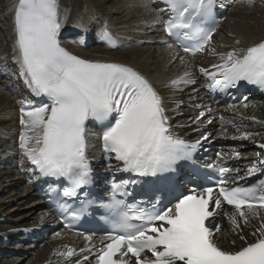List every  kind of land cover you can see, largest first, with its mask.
Returning <instances> with one entry per match:
<instances>
[{"label": "snow or ice", "instance_id": "1", "mask_svg": "<svg viewBox=\"0 0 264 264\" xmlns=\"http://www.w3.org/2000/svg\"><path fill=\"white\" fill-rule=\"evenodd\" d=\"M165 2L171 15L163 22V30L176 45L193 56L205 51L219 55L220 63L212 65L213 71L200 68L215 86L224 91L244 81L264 88V40L246 49L216 53L211 46L215 27L208 25L214 0ZM66 20L59 0L17 2L13 59L32 96L48 101L39 106L18 102L19 148L32 165L29 171L65 182L52 189L67 198L59 205L64 212L79 219L94 204L105 211L112 231L105 238L108 242L102 241L97 264H264V172L252 184L229 185L226 174L232 169L219 166L221 179L215 191L206 187L177 194L172 174L181 162L193 159L199 142L189 144L173 134L160 95L139 71L122 63L81 58L63 47L59 36ZM99 38L109 47L117 46L107 23ZM79 43H84L83 38ZM189 75L186 72L173 80L172 86L191 82L185 79ZM90 121L101 129L105 153L122 165L118 171L135 177L113 179L107 200L89 199L86 191L92 184L86 135ZM259 147L264 149V144ZM261 170L264 159L254 163L247 175ZM141 183L151 193L149 199L129 202L130 187ZM72 199L79 200L78 209L67 203ZM225 205L230 210L223 215L244 241L241 247L224 249L217 242L221 224L216 218ZM242 225L253 227L251 241L241 234ZM84 239L91 242L92 236ZM54 254L71 257L75 250Z\"/></svg>", "mask_w": 264, "mask_h": 264}, {"label": "bare ground", "instance_id": "2", "mask_svg": "<svg viewBox=\"0 0 264 264\" xmlns=\"http://www.w3.org/2000/svg\"><path fill=\"white\" fill-rule=\"evenodd\" d=\"M12 4H14V0H9ZM8 1V2H9ZM109 1V0H107ZM147 1L148 0H144ZM60 8L62 16H66L67 20L64 23V27L73 20L75 15L84 13L86 15L98 14L102 16L100 13L99 6H101L99 0H59ZM125 3V2H124ZM131 3V2H130ZM142 3V2H141ZM262 5L258 4V6L264 7V2H261ZM149 5V2H148ZM238 6V8H237ZM150 8V5H149ZM260 9V8H259ZM258 9V10H259ZM263 9V8H262ZM151 11V9H149ZM94 11V13H93ZM248 7L245 4L236 5V10L233 14L230 15V20L232 21V25H230L231 29H229L230 38H226L227 45L220 46V52L226 53L231 49H246L249 45L257 43L259 40H262L264 37V10L262 16L257 17L254 13L247 15ZM153 14L149 19H146V22L151 19V21H158V17L160 16L158 13L155 14L153 10L151 11ZM117 13V12H116ZM257 13V12H256ZM259 14V13H258ZM9 20L8 24V32L10 33V44L11 50L13 51L14 42H15V33H14V25H12V14L8 13L5 15ZM254 18V23L252 24L248 19ZM256 17V18H255ZM118 19V18H117ZM227 19V18H226ZM248 21H247V20ZM110 21V20H109ZM150 22V21H148ZM102 22L95 26L98 28L101 26ZM111 24V22H110ZM114 30H117L121 33H126L127 30L121 26H117L115 24H111ZM123 25V24H122ZM137 25L133 26L136 27ZM128 27V26H127ZM228 29V28H227ZM92 30H95L93 28ZM126 30V31H125ZM158 29L154 30V33L151 34V40L159 41L160 34H158ZM215 36L213 37V39ZM239 40L240 43L237 44L236 41ZM156 42V43H157ZM121 45H124V41H120ZM158 44V43H157ZM220 43H218L219 46ZM224 44V43H222ZM79 46V45H78ZM78 46H75V55L80 56L81 58L89 59V60H99V61H111L128 64L132 68H135L142 74L146 76H150V70L153 69L154 72H157L156 76L149 77L153 82V85L156 89L161 93V96L165 98V103L168 111L170 112V118L174 115L175 112H181L186 115L183 119H177L179 123H191L195 120L198 114L192 113L189 109L176 108L174 104L171 103L174 101H183L184 103L190 102L192 103L194 99L190 96L194 90H184L183 85L178 84L176 86H172L171 82L173 80H177L180 77L184 76V73L191 72L195 76L196 69L206 68L208 70H212V65L216 63H220L219 55H209V58L203 57V54L207 53L205 51L203 53L197 54L196 56L189 57L185 54L177 52L174 48L164 49L159 52L156 60H153V66H150L151 59L149 56L144 55L142 51L138 52H113L105 49L102 46H96L97 49L93 51H89V47L86 49H81ZM136 48V47H135ZM152 47H149L151 49ZM166 48V47H165ZM141 49V48H138ZM137 49V50H138ZM161 49V48H160ZM136 50V49H134ZM218 51V50H217ZM14 52V51H13ZM146 56V57H144ZM183 57V60H181ZM184 61V62H183ZM186 61V62H185ZM170 63V64H169ZM166 68V69H165ZM165 70V71H164ZM167 72V73H166ZM2 71L0 69V75ZM189 77V76H188ZM188 77H185L187 80ZM27 97H18L14 96L13 93L4 92L0 90V158L6 157V154L9 153V148H11L14 153L17 151V158L19 156V162L26 161V158L23 157L21 149L19 148V136L22 131V126L20 124V103L21 100L31 101L34 106H39L40 102L38 101V97L32 96L30 91H27ZM195 97H200V92L196 91ZM187 96V97H186ZM193 99V100H192ZM204 112V111H203ZM201 113V112H200ZM244 116H250L247 120L244 121ZM223 120L226 123L232 122H240L246 123L244 128L232 130V131H224L219 124L214 123L212 128L207 129L210 132L214 133V137L218 138V142L220 145L224 147H231L232 149L238 150H250L253 149L255 144H264V100L255 104H250L249 106H245L243 108H238L233 112L226 113L223 115ZM173 120V121H174ZM202 120L200 122H204ZM218 126V127H217ZM245 134H251L247 139H240V137ZM92 138H89V143L92 144ZM91 155H95L94 150L89 151ZM257 154V151H253L252 153L245 154L243 156L244 159H248L250 156ZM232 156H236L235 154ZM254 161H250L249 163H253ZM10 164L13 165L11 162ZM12 167V166H11ZM6 166L7 170L0 171V185L6 183V179L11 176L8 175L9 171L11 173H15L16 177H11L13 180L12 185H22L23 188L20 192L19 200L26 199L27 197H36L34 192L32 191L31 185L28 184L25 180L23 173L16 172L15 168H11ZM24 193V195L22 194ZM43 202L37 201L35 204H28L26 207H30L29 211H27L24 215H19L18 218L7 219L4 221L3 218H0V232L7 234V229L15 228L16 230L10 234L9 236H13L19 227L27 226V225H40L41 222H44L48 219H51L52 216L48 210L43 208ZM40 207L41 210H38ZM230 209H225L220 212L217 216V222L221 224V232L217 234V242L220 247L224 249H232L238 248L244 245V241L239 239V235L234 233L229 225L227 218L223 215V211H228ZM1 217V216H0ZM256 224V221H253V225ZM253 231V227H244L242 225V233L246 235V239L251 241L253 237L251 236V232ZM59 234V235H57ZM86 240L84 237H78L74 239L65 231H59L56 234L50 235L48 243L46 246H43V249L38 251H34L32 246L21 247L19 245L14 246L13 250L23 249L27 250L25 254H19L17 258L13 260L7 261L2 254L0 255V264H22L21 262L26 261L24 264H68L64 262L63 257L59 255H55L57 252H65L67 246L77 247V249L84 246V242ZM233 241H235V245H233ZM83 254L77 255L74 259L71 260L70 264L74 263L79 257Z\"/></svg>", "mask_w": 264, "mask_h": 264}, {"label": "rangeland", "instance_id": "3", "mask_svg": "<svg viewBox=\"0 0 264 264\" xmlns=\"http://www.w3.org/2000/svg\"><path fill=\"white\" fill-rule=\"evenodd\" d=\"M99 1L101 4V6H99V9H100L99 11L101 12L100 14L102 15L101 16L102 19L107 18L108 20H110L111 24L121 26V27H123V29L125 28L127 30V33L131 34V36L135 35L137 38L139 37V39L149 40V35H147L148 33L146 34V32H145L146 27L143 23H145L146 19L151 17V15L153 13L149 10V6H147V1H144V0H109V1L99 0ZM261 1L260 0L257 1V2H259V5L260 4L262 5ZM7 2H8V0H0V66L1 67H7L8 68L7 73H9V75H10L11 70H13V66H10L11 62L9 61L8 35L10 33L7 30V28H8L7 20L8 19L5 16L6 14H8V12H5V10L7 11V8H8ZM238 5H240V4H238ZM250 5L251 4L247 5V7H248V11H247L248 14L247 15H249L251 12V13H254L256 16L258 15L257 17L262 16L264 7L258 6V3L255 4V6H253V5L250 6ZM237 8H238V6H237ZM235 10H236V6H234L231 9L230 13L227 16L226 21L221 25V27L219 28L218 34L216 35V37L214 38V41L212 42L211 46L213 48H215L216 53H224V52H220L221 49H219V47L227 45L226 44V42H227L226 38L231 37V36H229L230 35L229 29H231L229 24L232 25V23H231L232 21L230 20L229 17L231 14H233V12H235ZM248 20L252 24L254 23V18L250 17ZM135 25H137V26L133 27ZM138 30H140V31H138ZM9 39H10V36H9ZM218 43H220L219 46H218ZM222 43H224V44H222ZM149 47H152V48L149 49ZM165 47L166 46L144 44V45L136 47V48H135V46L126 47L125 50H122L120 52L142 51L144 53V55L149 56V58L151 59V61L149 62L150 66H153L152 65L153 60H156L157 58H159L158 57L159 52L163 51L164 49H167V47L166 48ZM138 48H141V49H138ZM94 49H97L96 46H91V47H89L88 50L93 51ZM134 49H136V50H134ZM113 52L117 53L119 51H113ZM210 54L212 55V53L207 52V53L203 54V57L209 58L208 56ZM146 56H144V57H146ZM156 74H157V72H154L153 69L150 70V73H149L150 77L156 76ZM8 78L9 77L4 79L3 83H7L9 81ZM1 86H0L1 91L8 92L4 89V88H6L5 85L1 84ZM14 153H17V151ZM6 156H7V154H6ZM2 170H7L6 166H4L0 171H2ZM8 171H9V173H8L9 176L16 177V174L14 172L11 173L10 170H8ZM11 177L6 179L7 180L6 183L0 185V216H1L0 218H2V216H5L7 221L10 219L18 218L19 215L21 216V215L26 214L27 211H29V209H30V207H26V206L28 204H31V205L35 204V202L39 201V199H36V197H30V196L27 197L26 199L19 200L18 198L20 197V192L22 191L21 189L23 188V184L19 185V186L18 185L13 186L12 185L13 180ZM22 194L24 195V193H22ZM38 210H41L40 207L38 208ZM43 246H46V244ZM43 246L34 249V251H38L40 249H43ZM17 257H18L17 255L16 256L12 255V257L7 258V261H9V259L13 260L14 258H17ZM21 263L24 264V263H26V261H23ZM14 264H16V263H14Z\"/></svg>", "mask_w": 264, "mask_h": 264}]
</instances>
